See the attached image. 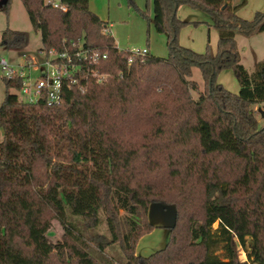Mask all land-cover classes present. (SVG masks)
Masks as SVG:
<instances>
[{
  "label": "trees",
  "instance_id": "16d2710c",
  "mask_svg": "<svg viewBox=\"0 0 264 264\" xmlns=\"http://www.w3.org/2000/svg\"><path fill=\"white\" fill-rule=\"evenodd\" d=\"M150 1L167 55L128 64L88 0H59L65 12L20 0L39 32L38 52L72 55L79 40L106 55L93 67L106 79L88 78L83 92L64 89L54 107L21 102L7 92L19 81L1 80L0 264H264V117L254 109L264 104V59L248 73L234 40L264 32V12L240 18L246 0ZM181 6L210 17L214 53L208 40L202 53L178 44L187 24L176 17ZM0 40L6 50L29 43L8 28ZM193 67L201 91L189 79ZM224 71L236 94L217 82ZM151 205L172 207L173 225L162 249L136 255L139 238L155 228ZM51 220L62 229L56 242ZM113 247L121 261L108 254Z\"/></svg>",
  "mask_w": 264,
  "mask_h": 264
},
{
  "label": "rangeland",
  "instance_id": "374dc122",
  "mask_svg": "<svg viewBox=\"0 0 264 264\" xmlns=\"http://www.w3.org/2000/svg\"><path fill=\"white\" fill-rule=\"evenodd\" d=\"M48 1L55 3L59 2V0ZM131 1L133 2V5H131ZM237 2L238 0H232L231 3L236 4ZM3 3L4 0H0V35L6 28L13 31L24 32L29 37V43L22 51L6 50L1 46L0 40V58L4 59L11 67L25 65L27 63L26 61L31 60V62L38 65V70L34 71L32 70L33 68H31L28 71L30 79L34 80L42 75L44 71L43 63L45 61V55L44 53L38 52L41 47L39 32L35 31L31 26L20 0L9 1L7 14H5L3 10ZM89 6L93 12L97 14L99 19L106 23V26L109 24L112 26L110 29L111 37L118 49L135 51L146 48L153 56L166 57L168 52L166 47V35L165 33L156 32L152 26V9L150 0H89ZM241 9V13L248 17L247 19H243L250 20L256 11L264 12V0H262V4L258 3L257 0H247V4ZM190 11V9L184 10L179 8L176 12V17L180 20L187 18ZM192 11L196 12V16H201L199 17V21L203 22L184 25L178 32V44L197 53H202L205 51L208 36L209 48L214 53L216 50L217 34L216 30L212 26H209L211 23L210 17L206 13L197 10ZM207 29L209 30L208 35ZM235 38L238 50L241 53V61L245 66L249 67L253 60L250 50L254 49L256 51L259 46L255 44L244 45V37L241 35H236ZM259 41H263L261 44L264 46V37ZM49 57H51V55H49ZM261 59H264V57H261ZM245 70L247 71L246 68ZM189 79L197 83L198 90H202L203 82L198 68L193 67L191 69V77ZM222 85L230 92L237 87L238 83L232 73H229L228 71V77H226ZM7 92L9 94L17 95L19 100H21L18 91L9 89ZM5 93L6 89L0 77V106L3 102ZM192 97L196 98V94L192 93ZM148 217L155 222H151ZM173 221L174 211L172 207H165L162 213L161 211L150 212L147 216V222L151 225H153V223L158 224L161 227H155L150 233L139 238L135 247V252L137 250L138 253L148 256L150 253L162 249L168 240V227L173 225ZM214 227H216V225ZM48 235V239L51 242H56L61 239L62 229L56 220H51ZM108 254L112 256L114 260L118 259L121 261L123 259L121 253L116 247L109 248ZM245 255L246 254L242 255L240 252L241 258H244Z\"/></svg>",
  "mask_w": 264,
  "mask_h": 264
},
{
  "label": "built area",
  "instance_id": "2783aa9c",
  "mask_svg": "<svg viewBox=\"0 0 264 264\" xmlns=\"http://www.w3.org/2000/svg\"><path fill=\"white\" fill-rule=\"evenodd\" d=\"M53 9L66 11V8L59 3L49 2ZM102 34H109L108 29L102 30ZM78 51L67 54L65 52L56 53L50 51L45 55L43 74L34 80L30 79L29 70H38V65L31 60L26 61L25 65L11 67L6 61L0 58V77L1 80H18V93L20 101L26 104L42 103L47 107L58 106L63 100V91L77 88L83 92L85 81L88 78L95 79L96 82H103L106 79L105 74H100L93 70L100 61L106 59V55L95 50L83 49L78 40ZM148 53L147 49L129 50L127 63L130 64L133 58L142 57ZM51 55V57H49ZM29 59V58H28ZM19 99V98H18Z\"/></svg>",
  "mask_w": 264,
  "mask_h": 264
},
{
  "label": "crops",
  "instance_id": "0c3cea01",
  "mask_svg": "<svg viewBox=\"0 0 264 264\" xmlns=\"http://www.w3.org/2000/svg\"><path fill=\"white\" fill-rule=\"evenodd\" d=\"M46 1V0H45ZM48 1V0H47ZM257 2L258 3H261L262 4V0H257ZM246 4H247V0H246ZM88 6H89V0H88ZM179 8H181V9H184V10H187L185 7H183V6H181V7H179ZM178 8V9H179ZM243 8V7H242ZM177 9V10H178ZM89 10L92 12V13H94L95 15H97L95 12H93V10L90 8V6H89ZM241 10L242 9H239L238 11H237V16H239L240 18H248V17H246L245 15H243L242 13H241ZM256 12H260V11H256ZM255 12V13H256ZM196 12L195 11H190V14H189V16L187 17V18H183L182 20H180V21H183V22H186L187 24H189V23H198V22H203V21H199L200 19H199V17H201V16H196V14H195ZM254 13V14H255ZM254 14H253V16H254ZM104 22V21H103ZM209 26L211 27H213V23H212V21H211V23L209 24ZM112 28V26L109 24L108 26H107V29H108V32H109V34H110V36H111V31H110V29ZM208 29H207V35H208ZM211 34H212V32H211ZM216 34H217V31H216ZM264 37V32H261V33H258V34H255V35H253V36H251V37H248V38H245L244 37V45L245 44H255V45H258L259 47H258V49L255 51L254 49H252V50H250V54L252 55V57H253V60H252V62L250 63V65H249V67H247V66H245L243 63H242V59H241V53H240V51H239V53H240V62L242 63V66L244 67V69L246 68L247 69V71H248V73H251L253 70H254V67H255V65L260 61V60H262L261 59V57L263 58L264 57V46H263V44H261L262 42H260L259 40L260 39H262ZM216 38L218 39V34L216 35ZM207 40H208V36H207ZM207 40H206V43H207ZM234 40H235V43H236V38H234ZM208 42H209V40H208ZM216 44H217V41H216ZM236 45H237V43H236ZM116 46V45H115ZM183 47V46H182ZM186 48V47H185ZM216 48V47H215ZM237 48H238V46H237ZM143 49H146V48H143ZM189 49V48H188ZM147 51H148V53L150 54V52H149V50L147 49ZM259 54H258V53ZM229 73H231L230 71H229ZM226 77H228V71H224V72H222L219 76H218V78H217V82L218 83H220V84H223V82L225 81V79H226ZM234 88V87H233ZM231 93H234V94H236L237 92H238V85H237V87L235 88V89H233L232 91H230ZM258 105H256L255 107H254V109L257 111V110H259V111H261V117H264V104H262V105H259L258 107H257ZM259 120V122L261 123V124H263L264 123V119H262V118H259L258 119ZM262 120V121H261ZM164 208L165 207H162V206H159V205H151L150 207H149V209H148V212H147V216H148V214H150V212H154V211H161V213H162V211H164ZM148 219L151 221V222H155V221H153L151 218H149L148 217ZM153 226L154 227H156V228H158V227H161L160 225H158V224H154L153 223ZM169 228V227H168ZM240 252L242 253V255H244L245 253L243 252V250H239L238 251V258H239V260L241 261V262H244V261H246V257L244 256V258H241L240 257ZM137 255H140V256H145V255H142V253H138L137 252V250H136V252H135ZM151 254V253H150Z\"/></svg>",
  "mask_w": 264,
  "mask_h": 264
}]
</instances>
